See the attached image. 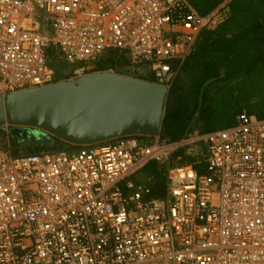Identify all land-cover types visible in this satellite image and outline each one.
Returning <instances> with one entry per match:
<instances>
[{
    "label": "built area",
    "instance_id": "built-area-1",
    "mask_svg": "<svg viewBox=\"0 0 264 264\" xmlns=\"http://www.w3.org/2000/svg\"><path fill=\"white\" fill-rule=\"evenodd\" d=\"M230 16L229 0L207 15L189 0H0V95L58 82L53 51L73 78L116 50L170 87ZM182 148L200 170L172 160ZM22 149L0 136V264H264V118L174 142ZM152 162L167 164L164 197L136 179Z\"/></svg>",
    "mask_w": 264,
    "mask_h": 264
},
{
    "label": "trees",
    "instance_id": "trees-1",
    "mask_svg": "<svg viewBox=\"0 0 264 264\" xmlns=\"http://www.w3.org/2000/svg\"><path fill=\"white\" fill-rule=\"evenodd\" d=\"M189 1L201 15H207L223 0ZM230 3V18L214 29L203 30L193 52L179 66L176 81L169 91L161 131L163 139L174 142L233 126L245 107L250 114L264 118V89L246 95L241 87L232 86L238 79H256L264 70V0H233ZM239 19L243 23L239 32L227 35L226 24L238 25ZM51 54L58 77L64 76L67 73L65 63L54 51ZM170 64L176 67L175 61ZM130 65L126 54L111 50L96 67L98 71L125 70ZM0 136H8L16 150L33 144L42 146L44 151L76 149L37 129L1 127ZM50 145L52 149L48 148ZM179 157H182L180 164L194 165L200 170L194 152L179 149L172 160ZM167 174V164L152 162L136 179L141 182L142 177L153 178L152 196L164 197Z\"/></svg>",
    "mask_w": 264,
    "mask_h": 264
},
{
    "label": "water",
    "instance_id": "water-1",
    "mask_svg": "<svg viewBox=\"0 0 264 264\" xmlns=\"http://www.w3.org/2000/svg\"><path fill=\"white\" fill-rule=\"evenodd\" d=\"M169 87L110 72L0 95V128L43 131L71 146L124 137H155L163 127Z\"/></svg>",
    "mask_w": 264,
    "mask_h": 264
},
{
    "label": "rangeland",
    "instance_id": "rangeland-1",
    "mask_svg": "<svg viewBox=\"0 0 264 264\" xmlns=\"http://www.w3.org/2000/svg\"><path fill=\"white\" fill-rule=\"evenodd\" d=\"M232 1L233 0H229V3L232 2ZM262 14L264 15V13H262ZM246 20L249 21V18L246 17ZM242 26H243V23L239 19V24L238 25H234L233 22L227 23L225 31H226L227 35L230 34V33H232L230 35H234L233 32H235V34H236V32H239V30H240V28ZM212 29H214V28H212ZM230 35H229V37H230ZM140 69L141 68H135V67L130 65L129 67L127 66V68H125V70L122 69V68H111L109 70H104L103 72H109L111 70H115L116 74H119V75H125V76H129V77L137 78V79H142V80H146V81L156 82L155 77L152 74H150L151 72H149V70L146 71L147 73L149 72V74L147 76H140V71H141ZM94 72H99L97 70L96 65L95 66H90L89 69H88V73L87 74L94 73ZM177 75H178V73H177ZM177 75H176V77H175L173 82L176 81ZM71 79H73L72 76H70L69 74H65L64 76L61 77V79L59 81H61V80H71ZM151 79H153V80H151ZM156 83H158V82H156ZM232 86L241 87L243 89V93H245L246 95L249 94L250 92L261 91V90L264 89V70H263L262 73H260L258 78L253 79V80H250V79H238V80H236L235 82L232 83ZM170 87H169V89H170ZM242 112H246L247 114H250L248 109H247V107H245ZM250 115H254V114H250ZM195 135H199V134L197 133V134H194L193 136H195ZM48 148L52 149V146L50 145ZM191 149L194 150V152H196V151L198 152L199 148H198L197 145H193V147ZM22 150L24 152L34 153V152L44 151V148L42 146H40V145H36V144L34 145L33 144V145H29L28 148L24 147ZM140 179H141L140 181L143 184H145L147 187H149V188L154 185V179L151 178V177H142Z\"/></svg>",
    "mask_w": 264,
    "mask_h": 264
},
{
    "label": "crops",
    "instance_id": "crops-1",
    "mask_svg": "<svg viewBox=\"0 0 264 264\" xmlns=\"http://www.w3.org/2000/svg\"><path fill=\"white\" fill-rule=\"evenodd\" d=\"M178 70H179V68H178ZM179 72V71H178Z\"/></svg>",
    "mask_w": 264,
    "mask_h": 264
}]
</instances>
